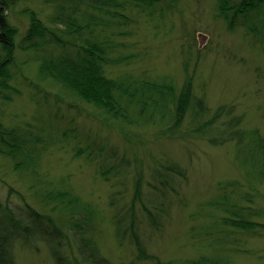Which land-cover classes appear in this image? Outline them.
Instances as JSON below:
<instances>
[{
	"label": "trees",
	"instance_id": "trees-1",
	"mask_svg": "<svg viewBox=\"0 0 264 264\" xmlns=\"http://www.w3.org/2000/svg\"><path fill=\"white\" fill-rule=\"evenodd\" d=\"M17 1L0 0V101L4 104L12 102L13 97L1 95L2 90L10 89L7 82L13 79L11 70L20 69L21 65L30 68L31 62H36L38 78L57 82L69 94L99 110L106 121L119 129L153 128L158 140L204 139L212 146L232 143L234 165L241 175L235 180L219 183L214 200L195 205L193 214L188 216L191 221H199L191 226L188 238L193 240L195 253L183 264H232L235 256L247 253V248L243 247L244 236L264 234V127L245 128L243 115L236 114L233 106L212 109L205 97L207 83L196 73L195 67L190 70L189 58L181 61V80L173 73H160L165 69L159 68L162 64L158 62L160 55L147 49L141 41V38L153 40L160 53L167 46L161 42L171 35L175 22L185 13L190 0H36L51 12L46 19H41L36 11L24 9L30 23L16 43V29L8 22L6 11ZM211 2L212 19L223 24L229 34L241 32L251 48L259 53L262 62L255 71L264 79V0ZM189 9L192 10L193 5ZM184 43L191 56L190 49L194 45L186 40ZM18 52L34 53V56L20 60L16 56ZM42 95V99L34 98V95L31 98L36 108L44 110L47 107V110L54 106L47 118L36 117L34 113L29 121L14 125H6L0 119V155L13 158L16 171L26 172L29 180H37L43 187L54 186L55 190L60 183L67 185L66 179L56 187L47 179V174L37 173L41 157L66 140L75 143L72 149L77 156L97 163V174L104 181L120 179L128 170L127 175L137 176L128 196L129 206L118 207L115 200H109L115 212L112 223L118 231L116 238L122 241L128 233L137 250V259L141 261L177 264V260L161 261L155 253L153 256L148 254L135 233V223L138 212H144L151 231L158 235L162 233L164 220L173 205L177 179L185 178L187 171L168 155L154 159L153 167L142 161L136 163L126 155L119 156L117 149L109 146L106 138L101 137V140L96 131L91 134L95 138L92 139L77 128H69L75 121L68 114L69 107L61 106L59 99L51 103L49 97ZM60 120L64 122L62 129L58 126ZM131 162L134 170L130 167ZM146 171L151 173L153 182L149 203L143 202L142 192ZM150 187L148 183L147 188ZM53 188L42 191L45 196L79 206V214H86L88 223L100 217L96 207L91 210L92 205L83 203L70 190L54 191ZM183 204L187 206L184 200ZM36 218L41 219V216ZM128 219L129 225L125 227ZM137 225L140 229L139 221ZM35 230L57 242L56 248L51 249L53 264H73L71 258L74 255V259L78 256L82 264H113L100 254L92 231L84 230L80 236L73 237L74 251L67 252L53 229L48 231L46 227H32L18 221L8 207L3 209L1 205L0 264H18L15 244L21 238L28 244L36 238ZM196 239L199 240L197 243Z\"/></svg>",
	"mask_w": 264,
	"mask_h": 264
},
{
	"label": "rangeland",
	"instance_id": "rangeland-1",
	"mask_svg": "<svg viewBox=\"0 0 264 264\" xmlns=\"http://www.w3.org/2000/svg\"><path fill=\"white\" fill-rule=\"evenodd\" d=\"M195 1L190 0L189 4L187 3V10L179 21L175 22L171 35L165 40L166 43L161 42L167 46L162 48L160 53H158L159 47L153 45V40L141 38L142 44L160 55L158 62L162 64L159 68H165L160 73H173L180 80L183 75L181 61L189 58L190 70L195 67L196 73L202 75L207 83L205 97L212 109L222 105L233 106L236 114L243 115L245 128L262 129L264 127V79L255 71L262 62L261 56L254 48H251L249 40L242 36L241 32L229 34L225 31L223 24L212 19L211 0ZM192 5L191 10L189 8ZM26 8L36 11L41 19H46L51 12L48 7L42 6L41 2L36 0H18L16 4H11L6 14L8 22L16 29V43L20 41L30 23L28 14L24 12ZM184 40L194 45V48L190 49L191 56L187 54ZM33 54L18 52L16 56L23 60L30 59L34 56ZM31 63L33 66L30 68L21 65L20 69L15 67L11 70L13 79L7 82L10 89L2 90L1 95H9L13 99L7 104L0 101L1 121L6 125L22 124L29 121L34 113L36 117L47 118L50 112L54 111V106L53 108L49 106L47 110V107L44 110L36 108L31 98V95H34V98L42 99L44 94L49 97L51 103L59 99L61 106L69 107L68 114L75 120V124L70 123L69 128H77L83 134L87 133L92 139L95 138L91 134L96 131L100 134V139L106 138L109 146L117 149L116 153L119 156L126 155L130 160L137 161L136 163L142 161L146 166L152 167L155 163L154 159L160 158V155H168L180 163L187 172L185 178L177 179L176 190L172 195L173 205L164 220V231L159 235L151 231L146 225L147 216L139 211L137 221L140 222V229L137 228L139 225L136 221L135 233L148 254L153 256L155 253L161 261L177 260V264H183L185 259H192L195 250L192 249L193 240L188 239L189 231L191 226L198 224L199 221H191L188 216L193 214L197 203H207L215 199L214 196L218 195L216 188L219 183L235 180L239 176L240 172L238 173L234 165L233 144L212 146L204 139L158 140L153 133V128L142 130L122 127L119 129L113 123L106 121L99 110L80 101L73 94H69L57 82L49 78H38L36 62ZM64 114L67 115L65 112ZM58 126L62 129L64 122L60 120ZM66 141L56 144L53 150H49L41 157L37 174L41 176L47 174V179L55 186L62 179H66L67 185L60 183V187L57 185L58 188L55 190L53 186V190H70L83 203L92 205L91 210L96 207L100 211L97 221L88 223L85 219L86 214H79L81 210L79 206L74 207L61 202V199L45 196L42 190L52 189L51 187H43L37 180H29L26 172L16 171L13 158L3 155H0L1 207L3 209L8 207L16 220H22L23 223L32 227H46L48 231L53 229L52 231L67 252H71V249L74 251L73 237H78L84 230H89L92 231L91 235L96 241L100 254L113 264H154L153 260L137 259V250L128 233L119 244L120 241L116 238L118 231L112 223L115 212L109 200H115L118 207L129 206L128 196L137 176L127 175L129 173L127 170V174L125 173L120 179H115L116 181L114 179L104 181L97 174V163L77 156L72 149L75 143L72 140ZM132 165L131 162L130 167L134 170ZM150 174L147 171L143 173L142 192L143 198L145 196L143 202L146 203H149V194L153 193ZM34 183L35 185L31 188ZM148 183L151 184L150 188H147ZM116 193L117 195L114 196ZM150 198L153 201V197ZM183 200L187 202L186 207ZM262 203L264 204V201ZM37 215H40L41 219H37ZM130 219L124 224L125 227L129 225ZM34 235H37L36 238L30 240L28 244L21 237V240L16 242L17 263L53 264L54 255L51 249L56 248L57 242L48 240L36 230ZM197 238L205 242L202 237L197 236ZM244 238L246 242H243V247L247 248L248 252L235 256L232 264H264V234H248ZM197 241L199 240L196 239L195 242ZM75 257L71 258L72 263L82 264L81 259L77 256L75 260Z\"/></svg>",
	"mask_w": 264,
	"mask_h": 264
}]
</instances>
